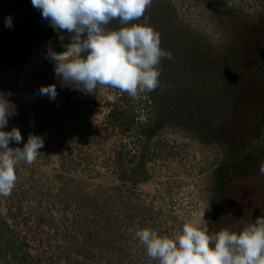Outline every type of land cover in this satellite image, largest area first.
I'll use <instances>...</instances> for the list:
<instances>
[{
  "label": "rangeland",
  "instance_id": "obj_1",
  "mask_svg": "<svg viewBox=\"0 0 264 264\" xmlns=\"http://www.w3.org/2000/svg\"><path fill=\"white\" fill-rule=\"evenodd\" d=\"M5 1L13 10L0 14L4 130L22 135L9 147L23 148L29 133L44 147L32 165L16 166L12 194L0 196V264H159L135 232H180L167 217L142 216L153 182L179 175L163 171L169 155L208 167L188 175L208 190L211 233L264 216V0H153L146 22L173 60L158 66L160 87L135 100L110 87L62 86L46 57L49 42L69 34L31 0ZM53 83L55 100L38 94Z\"/></svg>",
  "mask_w": 264,
  "mask_h": 264
},
{
  "label": "clouds",
  "instance_id": "obj_2",
  "mask_svg": "<svg viewBox=\"0 0 264 264\" xmlns=\"http://www.w3.org/2000/svg\"><path fill=\"white\" fill-rule=\"evenodd\" d=\"M152 2L31 0L32 6L40 10L42 18L57 33L69 34V42L61 44L66 51L53 50V39L46 57L54 62V73L61 85L79 87L89 94L95 93L98 86L115 88L134 100L140 93L160 87L158 66L163 58L172 60V55L161 49L159 33L146 22L144 14ZM114 20L119 22V28L109 27ZM5 26L12 27L11 16L6 18ZM58 38L63 42L65 36ZM38 94L55 100L56 85H42ZM10 111L6 102H0V196L3 197L10 196L15 187L16 166L20 162L32 165L44 147L43 138L33 133H29L23 148L9 147L10 142L22 141L19 128L4 130ZM192 147L200 150L196 144ZM259 172L264 174V162ZM146 209L143 216L149 219ZM204 220V214L193 213L179 234L170 237L144 228L136 231L135 237L147 255L159 264H264V216L215 233L206 226L209 222L204 225Z\"/></svg>",
  "mask_w": 264,
  "mask_h": 264
},
{
  "label": "built area",
  "instance_id": "obj_3",
  "mask_svg": "<svg viewBox=\"0 0 264 264\" xmlns=\"http://www.w3.org/2000/svg\"><path fill=\"white\" fill-rule=\"evenodd\" d=\"M190 142V139H186ZM184 141V140H183ZM178 149L176 141H168V146ZM185 147V144H183ZM192 146V145H191ZM191 152V150H189ZM189 154V158L192 155ZM198 153V151H197ZM164 160L165 165L163 171H176L179 175L157 178L152 184L151 198L146 201L149 203L148 217L160 218L167 217L175 230H181L183 223L190 219L193 213L197 215L204 214V225L210 219V208L208 204L207 189L204 182L199 178L201 176H189V173L195 174L197 172L205 171V162L192 161L191 159L181 160L177 156H166ZM204 212V213H203Z\"/></svg>",
  "mask_w": 264,
  "mask_h": 264
},
{
  "label": "water",
  "instance_id": "obj_4",
  "mask_svg": "<svg viewBox=\"0 0 264 264\" xmlns=\"http://www.w3.org/2000/svg\"><path fill=\"white\" fill-rule=\"evenodd\" d=\"M69 42V37L65 36V39L63 42L60 41V39H55L52 41V45H53V49L56 51V52H63V51H66V49L64 47L61 46L62 43L66 44ZM212 223V221H211ZM210 232H212V230H210Z\"/></svg>",
  "mask_w": 264,
  "mask_h": 264
},
{
  "label": "trees",
  "instance_id": "obj_5",
  "mask_svg": "<svg viewBox=\"0 0 264 264\" xmlns=\"http://www.w3.org/2000/svg\"><path fill=\"white\" fill-rule=\"evenodd\" d=\"M10 2V1H9ZM8 1H5V0H0V6L2 7L3 5H5V6H3L2 8H0V14L2 15L3 13H8V14H10L11 12H12V10H13V8H10L9 6H8V4H10ZM9 7V8H8ZM1 31H3V27L2 28H0V32ZM168 49V48H167ZM166 49V50H167ZM168 52V51H167ZM171 53V52H170ZM171 55H172V53H171ZM172 60H173V55H172ZM172 60H168L167 62H170V61H172Z\"/></svg>",
  "mask_w": 264,
  "mask_h": 264
},
{
  "label": "crops",
  "instance_id": "obj_6",
  "mask_svg": "<svg viewBox=\"0 0 264 264\" xmlns=\"http://www.w3.org/2000/svg\"><path fill=\"white\" fill-rule=\"evenodd\" d=\"M263 212V211H262ZM257 213H260V211L258 210L257 211ZM257 215V214H256ZM259 215V214H258ZM143 216V215H142ZM144 217V216H143ZM259 217V216H258ZM257 217L254 215V217H252V219L250 220V222H247V223H251V222H254L255 221V219H256Z\"/></svg>",
  "mask_w": 264,
  "mask_h": 264
},
{
  "label": "flooded vegetation",
  "instance_id": "obj_7",
  "mask_svg": "<svg viewBox=\"0 0 264 264\" xmlns=\"http://www.w3.org/2000/svg\"><path fill=\"white\" fill-rule=\"evenodd\" d=\"M207 195H208V190H207ZM207 199H208V204H209V208H210V212H211V208H212L211 201H210L209 197Z\"/></svg>",
  "mask_w": 264,
  "mask_h": 264
},
{
  "label": "bare ground",
  "instance_id": "obj_8",
  "mask_svg": "<svg viewBox=\"0 0 264 264\" xmlns=\"http://www.w3.org/2000/svg\"><path fill=\"white\" fill-rule=\"evenodd\" d=\"M51 47L53 48L52 42H51ZM54 50V49H53Z\"/></svg>",
  "mask_w": 264,
  "mask_h": 264
}]
</instances>
